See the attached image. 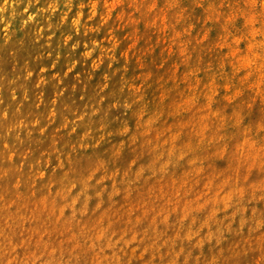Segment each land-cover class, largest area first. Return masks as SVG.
Returning a JSON list of instances; mask_svg holds the SVG:
<instances>
[{"label":"clouds","instance_id":"1","mask_svg":"<svg viewBox=\"0 0 264 264\" xmlns=\"http://www.w3.org/2000/svg\"><path fill=\"white\" fill-rule=\"evenodd\" d=\"M36 2L0 0V33L17 16L25 26L71 16L67 2L33 10ZM114 21L144 24L158 38L167 75L147 106L151 77L127 85L122 107L133 119L111 145L102 124L88 126L107 88L62 116L63 89L45 102L8 84L0 264H264V0H84L70 20L78 31ZM118 47L109 27L85 56L98 67ZM93 152L102 154L76 163Z\"/></svg>","mask_w":264,"mask_h":264},{"label":"rangeland","instance_id":"2","mask_svg":"<svg viewBox=\"0 0 264 264\" xmlns=\"http://www.w3.org/2000/svg\"><path fill=\"white\" fill-rule=\"evenodd\" d=\"M20 5L30 0H19ZM67 2L71 8V16L80 11L84 0H60L61 6ZM49 0H38L33 4V10L43 7ZM189 4L190 0H184ZM63 12L55 16L38 17L36 24L24 25L22 17L17 16L10 30L0 33V100L7 98L8 84L16 82L23 92L41 97L45 102L60 98V111L64 114H74L87 109L94 104L99 90L107 88L106 104L101 110L100 119L90 120L89 127L102 124L108 129L105 143L111 145L120 135V128L133 119L132 113L125 110L122 104L128 99L127 85L151 77V82L145 84V100L141 106H147L154 100L153 85L163 79L167 73L162 72L160 63L164 59L158 38L144 24H127L120 26L118 22L105 25L103 30H76L68 21L61 19ZM198 13H194L191 22L197 24ZM98 24L99 21L92 22ZM114 30L119 40V47L112 53L113 59L105 58L102 65L93 67L85 52L93 41L106 38L108 28ZM209 39L215 38L217 28L209 26ZM132 47L131 53L127 50ZM194 58L205 54L196 50ZM74 67L73 74H65V69ZM45 70V71H42ZM28 72L34 74L32 79H23ZM43 78L44 83L37 82ZM114 103L116 106H114ZM30 110V106H29ZM105 151H110V148ZM102 153L93 152L91 156L81 155L76 161L78 165L87 164Z\"/></svg>","mask_w":264,"mask_h":264}]
</instances>
